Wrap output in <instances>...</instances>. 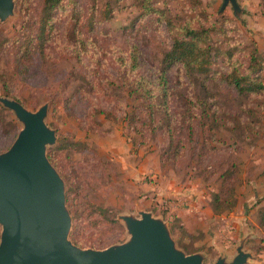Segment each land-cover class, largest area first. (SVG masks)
Returning <instances> with one entry per match:
<instances>
[{"label": "rangeland", "instance_id": "rangeland-1", "mask_svg": "<svg viewBox=\"0 0 264 264\" xmlns=\"http://www.w3.org/2000/svg\"><path fill=\"white\" fill-rule=\"evenodd\" d=\"M13 2L0 20V97L33 112L47 105L46 155L64 182L69 239L125 243L123 218L149 212L208 264L247 235L249 264H264V88L239 91L229 79L236 66L264 85V0H238L240 16L222 0H62L42 52L44 0ZM184 27L206 29L205 73L164 62ZM22 127L0 102V153Z\"/></svg>", "mask_w": 264, "mask_h": 264}, {"label": "water", "instance_id": "water-1", "mask_svg": "<svg viewBox=\"0 0 264 264\" xmlns=\"http://www.w3.org/2000/svg\"><path fill=\"white\" fill-rule=\"evenodd\" d=\"M240 16L238 0H222ZM13 0H0V20L13 14ZM23 123L10 148L0 153V264H208L205 256L177 248L167 225L149 212L125 216L128 241L104 249L80 248L68 237L71 218L64 182L49 162L46 146L55 141L45 123L47 105L36 111L0 97ZM241 237L233 256L218 255L213 264H249Z\"/></svg>", "mask_w": 264, "mask_h": 264}, {"label": "trees", "instance_id": "trees-1", "mask_svg": "<svg viewBox=\"0 0 264 264\" xmlns=\"http://www.w3.org/2000/svg\"><path fill=\"white\" fill-rule=\"evenodd\" d=\"M62 0H44L43 2V16L40 19L39 34L37 35V44L39 45L40 51L42 52L44 43H45V32L50 27L51 14L53 10L56 9ZM185 33L178 38L174 39L171 50L165 55L164 62L166 66L179 62L187 70L197 71L200 73H205L209 69L210 57H211V46L203 41V37L206 34V29L196 30L191 27H184ZM259 58L258 51L254 49L250 56L249 67L254 69ZM236 66L229 73L230 82L237 88L239 91L242 90H257L259 88H264L259 81L251 79L247 74H237ZM164 71L159 73L157 80V87L161 88L163 94L166 91V79ZM1 81L3 82L4 88H6V83L0 75ZM130 93H137L138 95H143L146 89L140 88V86H131ZM249 90V91H250ZM166 100L163 101V106L166 107ZM219 194L214 195L215 201L218 200ZM215 209H218L219 212L223 211L226 206L219 207L216 202L213 204ZM264 216V210L260 214ZM263 223V222H262ZM264 224V223H263Z\"/></svg>", "mask_w": 264, "mask_h": 264}]
</instances>
